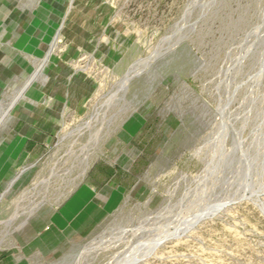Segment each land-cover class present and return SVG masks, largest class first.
I'll list each match as a JSON object with an SVG mask.
<instances>
[{
  "label": "rangeland",
  "instance_id": "rangeland-1",
  "mask_svg": "<svg viewBox=\"0 0 264 264\" xmlns=\"http://www.w3.org/2000/svg\"><path fill=\"white\" fill-rule=\"evenodd\" d=\"M0 264H264V0H0Z\"/></svg>",
  "mask_w": 264,
  "mask_h": 264
},
{
  "label": "bare ground",
  "instance_id": "bare-ground-1",
  "mask_svg": "<svg viewBox=\"0 0 264 264\" xmlns=\"http://www.w3.org/2000/svg\"><path fill=\"white\" fill-rule=\"evenodd\" d=\"M7 116H8V115H7ZM7 116H6V117H7ZM5 120H6V119H5ZM9 122H10V121H9ZM2 123H3V121H2Z\"/></svg>",
  "mask_w": 264,
  "mask_h": 264
}]
</instances>
